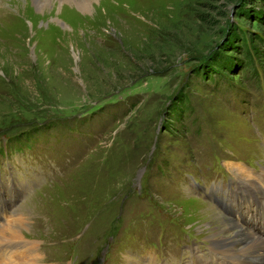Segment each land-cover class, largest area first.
I'll return each mask as SVG.
<instances>
[{
	"label": "rangeland",
	"instance_id": "rangeland-1",
	"mask_svg": "<svg viewBox=\"0 0 264 264\" xmlns=\"http://www.w3.org/2000/svg\"><path fill=\"white\" fill-rule=\"evenodd\" d=\"M89 1L82 12L72 0H0V146L15 161L0 190L28 195L19 207L31 217L15 230L49 243L41 264L183 259L184 244L168 253L185 232L209 239L221 228L211 220L227 219L208 216L180 175L221 179V162L226 174L244 166L236 159L264 166V0ZM43 153L48 180L33 164Z\"/></svg>",
	"mask_w": 264,
	"mask_h": 264
},
{
	"label": "bare ground",
	"instance_id": "bare-ground-1",
	"mask_svg": "<svg viewBox=\"0 0 264 264\" xmlns=\"http://www.w3.org/2000/svg\"><path fill=\"white\" fill-rule=\"evenodd\" d=\"M10 1H13V0H10ZM60 1L67 2V1H70V0H60ZM72 1H74L72 4L75 5L77 10L79 9L82 12H84V11L92 9V5H91L89 0H78V1L72 0ZM43 5L44 4H40V7H43ZM78 13H81V12H78ZM226 161L234 162V161H231V160H226ZM260 168H261V170L264 173V166L261 165ZM233 172L235 173L237 178H240V181H242L240 183H244V181H247V183L249 182V184H251V185L259 184V178L257 177V175L254 174L255 172H253L252 170L247 169L245 166L239 165V166H237V170L236 171L234 170ZM263 189H264V182H263ZM186 192L189 193L188 190H186ZM261 194H263V193H261ZM201 200L203 202L205 201L203 199H201ZM207 204H208V206L211 207L210 209L213 210V211L209 210V211H211V213L207 214V215L208 216L217 215L215 213L216 209L211 204H209L208 202H207ZM206 217L207 216H205L204 218H206ZM216 217H217V219L211 220V221L214 222V223L216 222V224L218 223V225L221 228L220 229H215V227H214L215 231H214L213 235L209 236L210 237L209 240L212 242V244L214 246H217L218 248H221V250H223V251L227 248V249L231 250L230 251L231 253L234 250H240L241 253H244L243 250H249V249L250 250H257V249H263L264 250V239L261 238L259 235L255 234L254 232L250 231L248 228H245L244 226H242V225H240V224H238L236 222H235L234 225H232L231 223H233L234 220H232L231 218H229L227 216H223V217H225L227 219V221L226 220L225 221H220L222 219L218 215ZM219 218H220V220H218ZM24 223L27 224V220L25 219V217L22 216V214L17 216V217H15V218H13V219H11V220H8L6 222L0 223V243L1 242H6V241H12V242H14L17 245V247H19L18 250H22L24 252H29L30 246L27 245V241L23 240L21 233H17V230H15V229H18V228L22 227V224H24ZM236 227H238L240 231H238L236 229ZM231 229L234 232L233 234H231L229 236L224 235L225 231H229ZM238 234L244 236L247 239H249L248 240L249 242H243L242 241L241 243H243V245H241V246H239V248L235 249L234 247H232L230 245L236 243L235 238H236V236ZM240 240H242V239H240ZM218 244H220V245H218ZM37 256H39V255H37ZM37 256H36V253H35L34 255H30V256H28L26 258L22 257L21 259L23 260V262H21L20 264H36V260L39 263V259L41 257H39L37 259ZM238 256H239V253L238 254L236 253V254H233L230 258H231V260L234 263H236V261L239 260ZM252 258L254 260V257H252ZM260 262H261V259L256 261L253 264H259ZM16 263L19 264V261L16 262ZM39 264H41V263H39ZM132 264H134V263H132ZM136 264H141V263H136Z\"/></svg>",
	"mask_w": 264,
	"mask_h": 264
},
{
	"label": "trees",
	"instance_id": "trees-1",
	"mask_svg": "<svg viewBox=\"0 0 264 264\" xmlns=\"http://www.w3.org/2000/svg\"><path fill=\"white\" fill-rule=\"evenodd\" d=\"M249 3H250V2H249ZM249 3H248L247 5H250ZM247 5H246V6H247ZM239 39H240L241 43L243 44L242 47L244 48V53H245V54H247V53L249 54V52L247 51V49H246V47H245V45H244V43H243L244 38L242 39V37H240Z\"/></svg>",
	"mask_w": 264,
	"mask_h": 264
}]
</instances>
